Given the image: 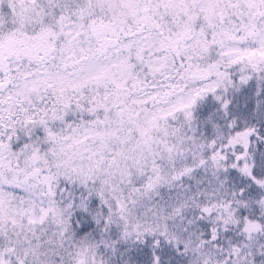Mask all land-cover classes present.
I'll list each match as a JSON object with an SVG mask.
<instances>
[{"label":"snow or ice","instance_id":"1","mask_svg":"<svg viewBox=\"0 0 264 264\" xmlns=\"http://www.w3.org/2000/svg\"><path fill=\"white\" fill-rule=\"evenodd\" d=\"M0 264H264V0H0Z\"/></svg>","mask_w":264,"mask_h":264}]
</instances>
